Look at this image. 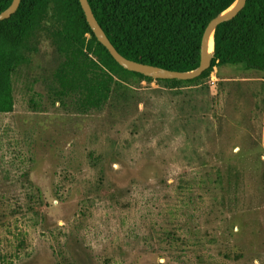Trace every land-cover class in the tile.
<instances>
[{
	"label": "rangeland",
	"instance_id": "374dc122",
	"mask_svg": "<svg viewBox=\"0 0 264 264\" xmlns=\"http://www.w3.org/2000/svg\"><path fill=\"white\" fill-rule=\"evenodd\" d=\"M59 62L41 33L11 74L0 264H264L263 73L127 77L80 113L52 91Z\"/></svg>",
	"mask_w": 264,
	"mask_h": 264
},
{
	"label": "trees",
	"instance_id": "16d2710c",
	"mask_svg": "<svg viewBox=\"0 0 264 264\" xmlns=\"http://www.w3.org/2000/svg\"><path fill=\"white\" fill-rule=\"evenodd\" d=\"M92 14L118 54L156 69L189 73L200 62L208 23L236 0H87ZM12 0H0V14ZM49 34L60 57L52 91L78 112L101 111L126 89L127 77L142 82L192 84L215 67L238 66L264 74V0H246L232 20L214 31V53L207 70L187 81L154 79L121 68L97 41L78 0H21L0 22V113L12 109L11 74L36 53L39 34Z\"/></svg>",
	"mask_w": 264,
	"mask_h": 264
},
{
	"label": "water",
	"instance_id": "95a60500",
	"mask_svg": "<svg viewBox=\"0 0 264 264\" xmlns=\"http://www.w3.org/2000/svg\"><path fill=\"white\" fill-rule=\"evenodd\" d=\"M21 0H12L10 7L2 14H0V22L9 19L17 10ZM80 7L83 11L85 21L91 31L93 32L94 36L96 37L97 41L107 50L109 55L113 58V60L123 69L139 73L149 75L154 79H165V80H180V81H187L193 80L198 78L205 70L208 69L210 60L214 53V31L215 29L222 23L228 22L236 17V15L243 9L246 0H236V2L229 8L231 9L229 13H222L218 17L212 19L206 28L204 29L201 44H200V62L199 66L196 70L189 72V73H177L173 71H165L161 69H156L153 67H149L144 64L136 63L130 60H127L121 57L115 48L112 46L108 38L106 37L105 33L98 25L97 21L95 20L91 8L88 4L87 0H78ZM227 10V11H228ZM224 14V15H223ZM212 36L213 39V51L212 55L207 54V43L209 37ZM150 72V74H148Z\"/></svg>",
	"mask_w": 264,
	"mask_h": 264
},
{
	"label": "bare ground",
	"instance_id": "6f19581e",
	"mask_svg": "<svg viewBox=\"0 0 264 264\" xmlns=\"http://www.w3.org/2000/svg\"><path fill=\"white\" fill-rule=\"evenodd\" d=\"M225 13H227V11ZM212 49H213V39H212V36H211V37H209V40H208V43H207V54L208 55H212V51H213Z\"/></svg>",
	"mask_w": 264,
	"mask_h": 264
}]
</instances>
